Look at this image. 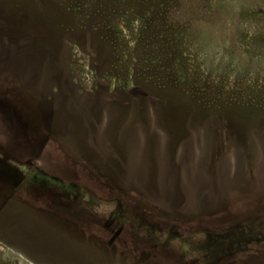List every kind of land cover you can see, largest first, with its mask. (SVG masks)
I'll return each instance as SVG.
<instances>
[{
	"label": "rangeland",
	"instance_id": "obj_1",
	"mask_svg": "<svg viewBox=\"0 0 264 264\" xmlns=\"http://www.w3.org/2000/svg\"><path fill=\"white\" fill-rule=\"evenodd\" d=\"M0 264H264V0H0Z\"/></svg>",
	"mask_w": 264,
	"mask_h": 264
}]
</instances>
